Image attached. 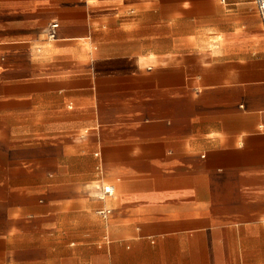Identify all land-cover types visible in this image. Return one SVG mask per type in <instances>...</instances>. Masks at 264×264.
Segmentation results:
<instances>
[{"label":"crops","instance_id":"0c3cea01","mask_svg":"<svg viewBox=\"0 0 264 264\" xmlns=\"http://www.w3.org/2000/svg\"><path fill=\"white\" fill-rule=\"evenodd\" d=\"M0 264H264L254 0H0Z\"/></svg>","mask_w":264,"mask_h":264},{"label":"built area","instance_id":"2783aa9c","mask_svg":"<svg viewBox=\"0 0 264 264\" xmlns=\"http://www.w3.org/2000/svg\"><path fill=\"white\" fill-rule=\"evenodd\" d=\"M257 12L264 24V0H254ZM54 27H57V24L53 25ZM114 186L113 185H105L102 187V195L101 198H104L105 196H111L114 194ZM101 214L104 216H107L110 213L109 209L100 211Z\"/></svg>","mask_w":264,"mask_h":264}]
</instances>
